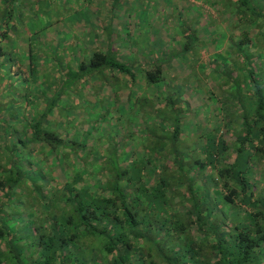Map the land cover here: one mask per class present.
<instances>
[{
	"label": "trees",
	"instance_id": "16d2710c",
	"mask_svg": "<svg viewBox=\"0 0 264 264\" xmlns=\"http://www.w3.org/2000/svg\"><path fill=\"white\" fill-rule=\"evenodd\" d=\"M91 1L0 0V264H264V0H188L206 24L173 13L159 57L63 65Z\"/></svg>",
	"mask_w": 264,
	"mask_h": 264
},
{
	"label": "crops",
	"instance_id": "0c3cea01",
	"mask_svg": "<svg viewBox=\"0 0 264 264\" xmlns=\"http://www.w3.org/2000/svg\"><path fill=\"white\" fill-rule=\"evenodd\" d=\"M183 1L126 0L120 5L116 14H114L110 11L112 5L110 7L107 6L104 0H92L91 3H94L95 7L96 5L97 7L91 12L89 11V17L84 18V16H76L75 19H72L76 21L72 25L77 26V28L81 29V31L79 30L80 32L76 34V37H74L71 33L65 35L64 48L72 47L73 45L68 46L67 44L69 43V41L73 42L75 40L77 42L75 47L78 50L76 58L78 59L88 57V55L92 53V50H100L106 54L108 51L109 53L112 52L113 56L118 58L120 61L127 63H138V59L136 58L145 56L154 59V57H159L160 53H164V48L162 46L160 47V45L161 43H163L162 37L165 32L161 30L164 28L163 24L160 22L162 16L159 14L160 12L162 13L164 11L163 9L168 10L165 11L166 17H168V14L173 13H175V16L177 14L180 18L185 17L183 18V20H187V22L185 21V23L189 22L190 28L193 23L194 25H198V23L206 24V19L201 21V16L199 13L200 11H198V9H195V11L191 7H189L187 3H189L190 1ZM85 6L90 5L86 3V5L83 6L82 10L86 8ZM148 9H150V11ZM182 9L186 10V13L181 12ZM179 14H181V16H179ZM172 22L173 20H171V22L169 20L167 25L172 24ZM160 23L162 24V26L160 25ZM89 24L92 25V28H86V26L89 27ZM68 25L69 24L67 23L66 26ZM70 26L69 28L71 29ZM160 27L161 29L159 31L158 28ZM180 30H182V28ZM180 30H177L178 32L176 31L175 36L177 35L181 37L183 35ZM212 34L213 33H210L209 30L197 33L200 42H202L199 46L200 48L204 49V47L207 45L206 42L210 39ZM150 51H153L154 54ZM198 54L199 56H208L206 47L204 50L197 53L195 57ZM209 55L213 56L211 51L209 52ZM65 58L63 65L70 64V62H72V59H74L75 57ZM148 61V59L143 60L142 58L140 63L146 65ZM51 72L53 71L51 70ZM173 72L178 71L174 69ZM123 80L127 82L125 78ZM79 88H85V82H82L81 85H79ZM149 91L150 90H148V92ZM98 99L101 100L100 96L98 97ZM68 100L69 97H67V106L70 103L68 102ZM71 114L72 113H70V115ZM68 118L69 117L67 116L66 119Z\"/></svg>",
	"mask_w": 264,
	"mask_h": 264
},
{
	"label": "rangeland",
	"instance_id": "374dc122",
	"mask_svg": "<svg viewBox=\"0 0 264 264\" xmlns=\"http://www.w3.org/2000/svg\"><path fill=\"white\" fill-rule=\"evenodd\" d=\"M261 1V0H260ZM150 8V7H149ZM149 11H150V9H148ZM165 11H167V10H164L162 13H161V16H162V18H161V20H160V22L162 23V24H167V22L169 21V20H172L173 18V14H170V17H169V15H168V17H166L165 15H166V13H165ZM169 19V20H168ZM40 20H34L33 22H35V23H38ZM56 28V27H55ZM223 32V31H222ZM74 42H71V41H69V43L67 44L68 46H70V45H72ZM57 45H59V47H60V51L59 52H61L62 51V47L65 45L64 44V42H60L59 44H57ZM66 50H63L62 51V55H63V57L65 58H67V57H70V55H68V56H66V53L65 52H69V54H72V56H74L73 54H76V49L77 48H75V46H72V47H66L65 48ZM84 55V54H83ZM65 58V59H66ZM87 59V58H86ZM140 90H142V89H140ZM17 91L18 92H20L21 93V89H20V87L19 86H17ZM188 91V92H187ZM180 92H181V94H183V90L181 89L180 90ZM184 92L186 93L187 92V94H190V95H195V91H194V89H191V90H187V85H185L184 86ZM210 93L212 94L213 92H212V90H207V89H200V93L198 94V95H200L201 96V98H202V100L201 101H199L198 102V105H199V109H198V111L200 110V111H202L203 112V118H206V119H208L209 118V120H208V122H205V124H207L208 125V127H213V126H215V124H214V118L211 116L210 117V110H211V107L212 106H214V102H216L213 98H212V103L207 99V98H210ZM197 94V93H196ZM197 95V96H198ZM203 101L206 103V104H204L203 106H201L202 105V103H203ZM17 104L18 103V101L16 100V98H13L12 96H10V100H9V104ZM209 103H211V104H209ZM225 103V102H224ZM18 105V104H17ZM7 106V105H6ZM19 108V107H18ZM20 109V108H19ZM21 110V109H20ZM21 112V111H20ZM37 114L35 113V116H36ZM98 117H99V115L98 116H93V117H91L90 119H89V117H88V115L87 116H80V115H77V116H75L74 117V120L76 121L75 123H77V124H80V123H78L79 121L81 122V126H83L84 125V127H86V128H91V127H97V126H99L96 122L98 121ZM102 117H104V116H102ZM72 118V116L71 117H69V119H71ZM108 118V119H107ZM104 119L106 120V126L107 127H111L112 126V123H111V119H110V117H107V116H105L104 117ZM86 121V122H85ZM203 120L200 118V119H198L197 121H196V125H198L199 123H201ZM64 122V121H63ZM118 127V126H117ZM200 131H198V134H197V137H195L194 136V138H192L191 137V135H190V133L189 132H191V131H189V130H186V132H187V135L185 136L184 135V141H186L188 138H192V139H194V141L192 140H188L186 143H184L183 144V146H182V149L183 150H189V148L188 147H191V149L193 148V143L194 142H196V141H198V136L200 135V133L202 132V131H204V129H203V127H201V129H200V127L198 126L197 127ZM120 129V128H119ZM117 130L118 131V133L117 134H119V136H121V137H123V136H125V133H124V131H122L121 129L120 130ZM101 136H103L104 138L103 139H101ZM204 137H206V136H204ZM118 139H117V136H116V133H114L113 131H111V133H110V136H109V138H106L105 137V135H102V134H100V131H96L94 134H93V137H92V139H91V141L93 142V141H96V142H98V143H102L101 144V146L104 148V149H107V146H108V143H111V142H113L114 144H116L115 146H117L118 144H122L123 145V142H119V141H117ZM102 148V149H103ZM95 149H96V146H95ZM115 149H117V148H115ZM119 150L120 151H123V153H124V151H126L127 150V148L126 147H124V148H119ZM190 153V156H191V158L193 157V158H195V154H192L191 152H189ZM194 153H196V152H194ZM30 158H33V157H30ZM193 158L191 159V160H188L187 162H192V161H194L193 160ZM48 169H46V171H47Z\"/></svg>",
	"mask_w": 264,
	"mask_h": 264
}]
</instances>
